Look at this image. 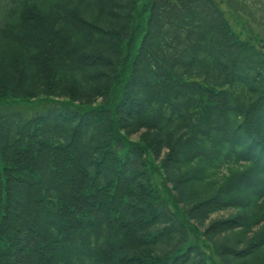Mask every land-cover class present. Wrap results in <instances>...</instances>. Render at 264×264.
I'll return each mask as SVG.
<instances>
[{"label":"trees","instance_id":"obj_1","mask_svg":"<svg viewBox=\"0 0 264 264\" xmlns=\"http://www.w3.org/2000/svg\"><path fill=\"white\" fill-rule=\"evenodd\" d=\"M0 264H264V38L215 0H0Z\"/></svg>","mask_w":264,"mask_h":264},{"label":"rangeland","instance_id":"obj_2","mask_svg":"<svg viewBox=\"0 0 264 264\" xmlns=\"http://www.w3.org/2000/svg\"><path fill=\"white\" fill-rule=\"evenodd\" d=\"M225 12L232 27L244 37L264 38V0H215ZM36 102V109L41 110L46 106ZM24 110L33 113L30 108ZM137 139V138H136ZM158 184L161 185L162 179L156 176ZM228 213L220 212L214 214L212 219L227 217Z\"/></svg>","mask_w":264,"mask_h":264}]
</instances>
